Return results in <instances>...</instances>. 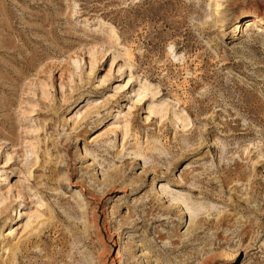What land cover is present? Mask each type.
<instances>
[{
  "label": "rangeland",
  "instance_id": "rangeland-1",
  "mask_svg": "<svg viewBox=\"0 0 264 264\" xmlns=\"http://www.w3.org/2000/svg\"><path fill=\"white\" fill-rule=\"evenodd\" d=\"M209 2L0 0V264H264V0Z\"/></svg>",
  "mask_w": 264,
  "mask_h": 264
},
{
  "label": "bare ground",
  "instance_id": "bare-ground-1",
  "mask_svg": "<svg viewBox=\"0 0 264 264\" xmlns=\"http://www.w3.org/2000/svg\"><path fill=\"white\" fill-rule=\"evenodd\" d=\"M209 5L212 7V9H213V12L216 14L215 16H217V14L218 13H220V6H221V3L219 2V0H210V2H209ZM219 15V14H218ZM218 17V16H217ZM217 18H215V22L217 23V25L218 26H224L225 25V23H224V20H221V21H219V20H216ZM239 23H240V21H237L235 24H233V29L231 30V31H240L241 30V32L243 31V32H245L246 34H250V35H253V34H257V36H258V34H260V33H262V32H264V21H261V19L259 18V17H253V18H249L248 20H246V21H244L243 22V24H244V29H242V27H241V25H239ZM111 33L114 35V31L113 30H111ZM127 50V49H126ZM128 51V53H127V55H126V57H127V59H128V61H130L131 62V52L129 51V50H127ZM132 77H133V74H131L130 76H129V78H128V80L126 81V83H125V85H121V88L123 87V88H125V87H129L130 86V84H131V79H132ZM105 78V77H104ZM102 81H103V79H102ZM120 86V85H119ZM149 91V88H148V86L146 85H143V89H142V91H136V93H135V96L137 95V98L135 97V99H133V101H132V99H131V101H132V103L133 104H135V103H137L142 97H144L145 95H146V93ZM176 102L180 105V106H182L184 109H185V106H183L182 104H181V101L178 99V100H176ZM132 104H130L129 105V107H130V109L132 108ZM129 109V110H130ZM150 111H151V113H155V114H159L160 115V119H164L165 117H166V115H167V113H168V110L167 111H159V110H156L155 108H153V109H150ZM87 112L88 111H85L84 113L85 114H87ZM130 112V111H129ZM183 114L182 115H189L187 112H184L183 110L181 111ZM88 114H90V113H88ZM80 115H82L81 113L79 114V117H80ZM130 115V114H129ZM119 116V115H118ZM172 117H174V119L175 120H178V118L179 117H176V115L175 114H173L172 115ZM77 118H78V116H77ZM0 123H1V120H0ZM185 125H187V123L185 124ZM115 130H117V126H115V128H114ZM129 121H128V118H126L124 121H123V123H121V135H122V137L123 138H125L126 136H127V134H128V132H129ZM135 155H138V154H135ZM0 179L1 180H5L6 178H2V174H0ZM0 180V181H1ZM9 191H10V189H9ZM8 191V192H9ZM0 192H2V190H0ZM27 196V195H26ZM15 199L16 198H18L19 200L18 201H20V200H25V193H23L22 192V190L21 189H19L18 191H17V194H15ZM172 197H174V196H172ZM179 198H174V200L176 201V200H178ZM38 207L39 208H41V207H43V206H45V202L43 201V199L42 198H38ZM129 207V206H128ZM133 208V207H132ZM34 213L33 214H30V216H29V218H32V217H35L36 218V220H38V219H41L43 216L40 214V213H38L36 210H34L33 211ZM128 212V211H127ZM126 212V213H127ZM148 212V211H147ZM147 212H146V215H147ZM130 213H131V211H130ZM134 214V213H133ZM42 216V217H41ZM127 217V218H126ZM130 217H132L129 213L126 215H124V218L126 219V220H124L123 219V217H122V219L124 220V222H121V224H119V226H118V229L119 228H123V229H125V228H132L133 226L131 225V222H128L129 221V219H130ZM121 219V220H122ZM29 227V222L25 225V228L24 229H27ZM13 233V231H10L9 232V234H12ZM90 235V234H89ZM103 238H101V240H102ZM17 245H18V242H16L15 244H14V247H17ZM102 246H103V250H102V252L106 249V245L104 244V243H102ZM129 253H131V252H129ZM132 258L134 259V256H132ZM42 264H48V263H42ZM129 264H134V262L133 261H131V263H129Z\"/></svg>",
  "mask_w": 264,
  "mask_h": 264
}]
</instances>
